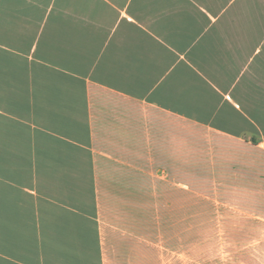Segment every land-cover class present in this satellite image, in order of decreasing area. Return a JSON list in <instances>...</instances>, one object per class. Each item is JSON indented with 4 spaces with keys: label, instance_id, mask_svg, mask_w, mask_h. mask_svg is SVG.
Returning <instances> with one entry per match:
<instances>
[{
    "label": "crops",
    "instance_id": "obj_1",
    "mask_svg": "<svg viewBox=\"0 0 264 264\" xmlns=\"http://www.w3.org/2000/svg\"><path fill=\"white\" fill-rule=\"evenodd\" d=\"M189 248L264 264V0H0V264Z\"/></svg>",
    "mask_w": 264,
    "mask_h": 264
},
{
    "label": "rangeland",
    "instance_id": "obj_2",
    "mask_svg": "<svg viewBox=\"0 0 264 264\" xmlns=\"http://www.w3.org/2000/svg\"><path fill=\"white\" fill-rule=\"evenodd\" d=\"M195 234H189V242L190 241H194L195 240V237H194ZM209 235V237L211 236V234H207ZM235 239L238 241V240H243V235L242 234H236L235 235ZM218 238L221 240V241H224V240H228V236L227 234H219ZM189 260H188V264H197L195 258L196 256H203V255H207V256H210L212 254V250L211 249H200V250H196L195 248H189ZM231 251V250H228L226 248H222L220 250V255L221 256H227L228 252ZM243 250H239V249H236V253L239 254L238 252H241ZM157 264H185L183 262L180 261L179 257L178 256H172L169 257L167 255V253H163V251L161 250H157Z\"/></svg>",
    "mask_w": 264,
    "mask_h": 264
}]
</instances>
